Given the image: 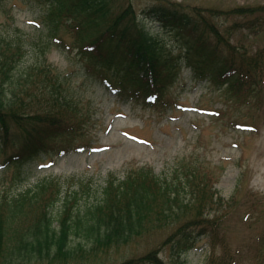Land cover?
Returning a JSON list of instances; mask_svg holds the SVG:
<instances>
[{
  "label": "trees",
  "instance_id": "16d2710c",
  "mask_svg": "<svg viewBox=\"0 0 264 264\" xmlns=\"http://www.w3.org/2000/svg\"><path fill=\"white\" fill-rule=\"evenodd\" d=\"M8 1L0 0L1 181L12 170L11 183L21 184L27 163L47 152L48 140L71 141L78 133L77 125L84 123L80 120H90L80 111L74 79L82 78L85 87L97 83L106 91L117 87L119 96L130 98L141 93L160 95L177 77L176 59L165 55L162 37L147 31L130 5L116 10L119 0H33L39 5L40 27L32 38L20 34L14 23L1 22L2 15L13 20ZM144 15L164 33H173L175 41H184L182 49L195 78L225 85L229 91L264 84L263 62L241 53L200 14L160 2L147 7ZM62 33L73 36L77 46L65 43ZM52 46L64 54L76 49L78 69L60 73L47 58ZM11 149L14 154L6 155ZM206 172L183 167L181 186L158 179L150 168L137 167L122 181L109 177L100 202L76 214L69 200L62 203L60 212H53L61 194L57 181H42L14 196H8L3 183L0 263L70 264L81 257L79 264L97 262L88 256L126 247L158 230L170 231L162 245L169 247L171 264L180 263L198 239L207 236L205 229H217L224 219L218 218L214 208L222 199L213 193ZM182 193L190 198L181 197ZM209 216L215 217L214 227ZM73 237L83 241L72 247ZM155 253L118 264H168ZM210 264L236 263L222 257Z\"/></svg>",
  "mask_w": 264,
  "mask_h": 264
},
{
  "label": "rangeland",
  "instance_id": "374dc122",
  "mask_svg": "<svg viewBox=\"0 0 264 264\" xmlns=\"http://www.w3.org/2000/svg\"><path fill=\"white\" fill-rule=\"evenodd\" d=\"M160 2L200 14L241 53L252 59L257 56L264 65V0H119L116 10L130 5L146 30L162 37L165 55L177 62L175 81L162 91L158 101L147 99L153 101L149 104L144 97L126 100L97 83L85 87L82 78L74 79L72 87L81 101L80 111L90 120H80L84 123L77 125L78 133L71 141L48 140L47 152L27 163L21 184L11 183L10 170L6 181L0 180V196L5 191L3 183L8 196H14L42 181L54 180L61 184V194L53 212H60L62 203L69 200L76 214L100 202L111 176L122 181L129 170L146 167L158 179L182 186V168H199L207 171L213 193L222 199L223 206L214 208L218 218L224 219L217 229L207 227V236L200 237L180 263L210 264L211 260L227 257L236 264H264V84L229 91L225 85L194 78L182 49L184 41H175L173 33H164L157 22L144 15L147 7ZM38 6L33 0H9L13 20L2 15L1 22L14 23L26 38L35 37L34 29L40 27L35 24ZM241 8L252 11H237ZM63 38L68 45L77 46L73 36L63 34ZM67 52L52 46L47 53L48 61L63 75L77 70L80 62L76 49ZM14 152L8 150L6 155ZM3 160L0 155V165ZM214 218H207L213 220V227L217 224ZM168 235L167 230L150 232L126 247L90 254L88 257H96L97 262L85 263H124L154 251L159 260L171 264L169 247L162 245ZM82 241L73 237L71 245L77 247ZM81 258L70 264H79Z\"/></svg>",
  "mask_w": 264,
  "mask_h": 264
}]
</instances>
